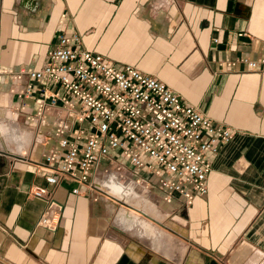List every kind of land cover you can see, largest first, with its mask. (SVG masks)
<instances>
[{
    "label": "crops",
    "instance_id": "crops-1",
    "mask_svg": "<svg viewBox=\"0 0 264 264\" xmlns=\"http://www.w3.org/2000/svg\"><path fill=\"white\" fill-rule=\"evenodd\" d=\"M62 32L160 79L234 138L211 159L208 190L192 205L146 190L143 172L126 165L113 170L141 206L115 207L125 202L142 224L117 225L107 200L64 182L49 232L39 226L46 204L31 196L43 182L31 171L42 150L26 122L36 103L14 113L11 91L22 87L0 75V264H264V64L226 65L264 59V0H0V71L44 67Z\"/></svg>",
    "mask_w": 264,
    "mask_h": 264
},
{
    "label": "built area",
    "instance_id": "built-area-1",
    "mask_svg": "<svg viewBox=\"0 0 264 264\" xmlns=\"http://www.w3.org/2000/svg\"><path fill=\"white\" fill-rule=\"evenodd\" d=\"M56 43L44 67L0 71L22 87L11 91L19 101L14 113L36 103L26 122L34 149L42 150L31 165L43 179L31 191L46 204L39 226L56 231L63 206L55 193L62 183L77 186L74 195L85 188L99 197L101 184L119 175L113 169L126 165L143 172L146 190L176 194L188 206L205 195L211 159L234 131L217 126L155 76L83 49L75 32L60 33ZM237 64L262 71L264 59L226 63Z\"/></svg>",
    "mask_w": 264,
    "mask_h": 264
},
{
    "label": "bare ground",
    "instance_id": "bare-ground-1",
    "mask_svg": "<svg viewBox=\"0 0 264 264\" xmlns=\"http://www.w3.org/2000/svg\"><path fill=\"white\" fill-rule=\"evenodd\" d=\"M18 132H20V131H18ZM14 134L15 133H13V136H14ZM17 136H18V134H17ZM27 136H25V135H23L22 137L20 136L21 139H22V142L21 143L17 142L18 143L17 146H16L17 150L14 149V153L17 154L18 152L19 153H23L24 152V150H25V141H27L28 138H29ZM8 138H10V137H8ZM8 142L10 143V141H8ZM11 145H13V144H11ZM15 145H16V143H15ZM0 148H3V147L1 146ZM114 177H115L116 181H114ZM114 177L106 179L101 184L102 185L101 187H102V190H103L101 198L108 201L109 210L111 211V213L115 214V216H114L115 220L114 221H115V223L117 225L123 226V228L125 227V228H128V229L135 228L136 225H138V223L139 224L143 223L142 220L139 218L140 217L139 213L136 212V211L134 212V211L130 210L125 205L121 206L120 210L116 209L115 204H118V201L121 202V200H124L128 204L133 206L134 208L135 207L139 208V206H141V205H140V201L139 202L136 201L137 197L139 196L137 194L138 192L136 191L137 189H135V187H134L135 185L132 182H127V183L122 182V179H123L122 176H119L118 174H115ZM144 224H145V222H144ZM135 230H137V229H135Z\"/></svg>",
    "mask_w": 264,
    "mask_h": 264
},
{
    "label": "rangeland",
    "instance_id": "rangeland-1",
    "mask_svg": "<svg viewBox=\"0 0 264 264\" xmlns=\"http://www.w3.org/2000/svg\"><path fill=\"white\" fill-rule=\"evenodd\" d=\"M123 205L128 206V205H126L125 202H123V203H120V204H119L118 208H121V206H123ZM130 208H132V207H130ZM135 208L137 209V207H135ZM135 208H132V209H135Z\"/></svg>",
    "mask_w": 264,
    "mask_h": 264
}]
</instances>
